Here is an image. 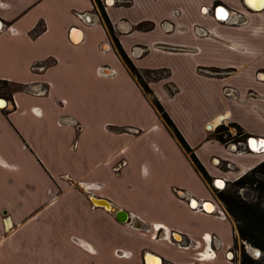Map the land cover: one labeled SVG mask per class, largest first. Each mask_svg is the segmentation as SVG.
Returning <instances> with one entry per match:
<instances>
[{
    "label": "crops",
    "instance_id": "crops-1",
    "mask_svg": "<svg viewBox=\"0 0 264 264\" xmlns=\"http://www.w3.org/2000/svg\"><path fill=\"white\" fill-rule=\"evenodd\" d=\"M0 98V264L191 263L180 241L209 233L222 250L207 264H238L212 184L264 160L229 148L264 140V0H0Z\"/></svg>",
    "mask_w": 264,
    "mask_h": 264
},
{
    "label": "trees",
    "instance_id": "trees-1",
    "mask_svg": "<svg viewBox=\"0 0 264 264\" xmlns=\"http://www.w3.org/2000/svg\"><path fill=\"white\" fill-rule=\"evenodd\" d=\"M104 19L106 22L107 27L109 30H112V26L106 16L104 15ZM115 42L117 45V49L121 57L123 58L126 65L129 67L130 71L135 75L138 79L140 84L142 85L143 89L146 93H151V90L143 80L141 74L137 70V68L132 64L130 59L127 57L123 49L120 47L119 43L117 42L116 38ZM152 103L157 108L169 128L172 130L173 134L176 136L184 150L190 154V158L193 161L196 169L202 174V176L211 182V178L208 176L206 171L204 170L203 166L197 160L165 110L162 108L159 101L155 98L152 99ZM229 134L225 137L226 139L229 138ZM218 137L222 141H226L223 134H219ZM261 174L264 176V160L260 162L258 165L253 167L251 170L244 173L238 179L230 182V186H226L222 190L217 192V197L222 202L225 209L230 213V215L236 221V228L238 231L239 236L242 239L248 240L252 242L255 247L259 248L264 253V207L258 209L255 204L247 203L240 197V194L235 189V186L242 187L245 184L253 185L256 190L259 192V195H264V180L259 178L257 175ZM229 183V182H228ZM245 225V226H244ZM264 257V256H263ZM264 259V258H263ZM264 261V260H263ZM240 264H264V262H258L255 259H252L247 253L244 252L241 255Z\"/></svg>",
    "mask_w": 264,
    "mask_h": 264
},
{
    "label": "flooded vegetation",
    "instance_id": "flooded-vegetation-1",
    "mask_svg": "<svg viewBox=\"0 0 264 264\" xmlns=\"http://www.w3.org/2000/svg\"><path fill=\"white\" fill-rule=\"evenodd\" d=\"M220 14L223 16V18L227 17L226 13H223L222 11H219V15ZM219 183H221V182H218V184ZM222 183L226 184V182H222ZM207 208L209 210H213V207L211 205L207 206ZM225 211H226V209H225ZM228 216H231L229 212H228ZM130 223L133 226H135V227L141 226V223L139 224L138 221H134V222L132 221ZM235 230H237V229H235ZM161 231H164V230L160 229V231L158 233H156V235L154 234L153 237L164 238V237L160 236V232ZM234 233L235 234H234V236L232 238V240H233L232 245L229 247L228 250H226L224 252V257H225V259H227L229 261H233L235 263L240 264L241 255H242L243 251H241L240 255H239V251L235 248L234 244H235V241H236V237L238 236V231H235ZM204 236H205V238H203V236H201V240L199 242V241H190V239L185 238V237H184V239L181 240L180 236L178 234L174 235V237L176 239H178L179 241L181 240L180 242H181L182 245H179L181 248L187 249V248H189L191 246L192 248L198 249L197 252H196V255L193 258L194 259L193 262H191V263H178V264H207V261H209V259L211 261V260H214L217 257L218 252L220 250H222V242H221L220 237L217 234H215V233L204 234ZM208 238H210V239L208 240ZM179 241H177V243H180ZM241 241H242V244H243V247H244L243 248L244 252L247 253L252 259L257 260V259H259L261 257V254H262L261 250H260V253H258L257 255H253L249 251V249L252 246H247L246 242L242 238H241ZM123 253L124 252H122V254ZM149 253H150V251L149 252L146 251V252L143 253L142 257H143L144 264H148V263L149 264H153L154 262L158 263V264H177V263H173V262H170V261H167V260H166L167 262H164L163 258H161V256H158V255H156L155 258H152L151 256L148 257ZM229 253H231V255H229ZM203 254H204L205 257H201ZM125 256H128V252L125 254ZM146 260H147V262H146Z\"/></svg>",
    "mask_w": 264,
    "mask_h": 264
},
{
    "label": "water",
    "instance_id": "water-1",
    "mask_svg": "<svg viewBox=\"0 0 264 264\" xmlns=\"http://www.w3.org/2000/svg\"><path fill=\"white\" fill-rule=\"evenodd\" d=\"M225 13V12H224ZM105 71H107V69H104ZM5 105V99L0 98V106H4ZM245 142L247 143V147L243 148V144L240 145V148L242 149V151H246L248 148L255 150L254 148H256V146L258 147V149L263 150L264 149V140L262 137H254V136H249L248 139L245 140ZM237 144L235 143H231L229 145V148L232 150H236L237 149ZM254 147V148H253ZM222 180H224L223 178H221ZM217 178H214V184L217 181ZM90 201L94 204V205H100L103 206L104 208H106L107 210L113 211L115 213V217L118 221L120 222H134L137 221V218H135L133 220L131 214H129L128 212H126L123 209H119L116 208L108 199L103 198V197H96V196H89ZM196 202V205L194 206L192 203ZM206 202H201L198 203V201L195 198H190L189 204L193 209H200L204 212H208V213H212L214 212V210L212 211H208L206 210V208L204 207V204ZM218 214V213H217ZM177 234V233H173V236ZM160 236L161 237H165L166 234L164 231L160 232ZM250 251V250H249ZM251 254L253 255H257L258 253H260V249L257 247H251ZM229 255H231V253H229Z\"/></svg>",
    "mask_w": 264,
    "mask_h": 264
},
{
    "label": "rangeland",
    "instance_id": "rangeland-1",
    "mask_svg": "<svg viewBox=\"0 0 264 264\" xmlns=\"http://www.w3.org/2000/svg\"><path fill=\"white\" fill-rule=\"evenodd\" d=\"M259 178H261V179H263L264 180V176L263 175H261V174H258L257 175ZM211 183V182H210ZM213 183V182H212ZM211 183V184H212ZM230 182L229 183H227L226 185H225V187L226 186H230ZM212 187H213V191L215 192V195L217 196V192L219 191V190H222L223 189V187L222 188H218L217 186L215 187V186H213V184H212ZM235 189L237 190V192L240 194V197L243 199V200H245L247 203H253V204H255L256 206H257V208L258 209H261V208H263L264 207V195H259V192L256 190V188L253 186V185H251V184H245L244 186H242V187H237V186H235ZM215 196V197H216ZM217 199V198H216ZM225 208V207H224ZM223 212V211H222ZM227 213H228V211H227ZM224 219H226L227 220V222H228V226H229V228L230 229H228V235L229 236H231V239L233 238V236H234V232H233V230H232V228H234V229H237L236 228V226H237V224H236V221H235V219L232 217V216H224ZM227 226V227H228ZM245 226V225H244ZM237 231V230H236ZM233 232V233H232ZM245 242H246V244H247V246H252V247H255V245L252 243V242H250V241H248V240H245V239H243ZM234 246H235V248L239 251V255H240V252L241 251H243L244 252V250H243V244H242V241H241V237L239 236V234H238V236L236 237V241H235V244H234ZM245 253V252H244ZM246 254V253H245ZM264 256V253H263V251H262V254H261V257L259 258V259H257V261L258 262H264L263 260V257ZM239 257V256H238Z\"/></svg>",
    "mask_w": 264,
    "mask_h": 264
},
{
    "label": "built area",
    "instance_id": "built-area-1",
    "mask_svg": "<svg viewBox=\"0 0 264 264\" xmlns=\"http://www.w3.org/2000/svg\"><path fill=\"white\" fill-rule=\"evenodd\" d=\"M232 143L237 144L238 147H237L236 150H239V151L241 150V151H242V149L240 148V145H242V144L244 145V141H234V142H232ZM243 145H242V146H243ZM123 164H124V162H121V164H119L118 166L114 167V169H115V170H118V169L121 167V165H123ZM217 213H218V215H220V211H218ZM224 216H225V215H224ZM160 228H161L160 226H154V229H155V235H156V233H158V232L160 231ZM162 229H163V228H162ZM203 238H205L204 235H203ZM201 257H205L204 254H203Z\"/></svg>",
    "mask_w": 264,
    "mask_h": 264
},
{
    "label": "bare ground",
    "instance_id": "bare-ground-1",
    "mask_svg": "<svg viewBox=\"0 0 264 264\" xmlns=\"http://www.w3.org/2000/svg\"><path fill=\"white\" fill-rule=\"evenodd\" d=\"M223 18V17H222ZM6 103V102H5ZM255 149H258V147L256 146V148ZM217 182V183H216ZM215 182V185L218 187V188H225V185L226 184H224V183H222V182H225L224 180H222V179H218L217 181ZM218 182H221V183H219L218 184ZM194 206L196 205V202L194 203H192ZM204 207L206 208V210H208L209 211V209L207 208V206L206 205H204ZM223 211V212H222ZM224 215H225V213H224V210L223 209H221L220 210V217L223 219L224 218ZM210 238H208V240H209ZM250 251H251V248L249 249ZM153 264H158V263H153Z\"/></svg>",
    "mask_w": 264,
    "mask_h": 264
}]
</instances>
